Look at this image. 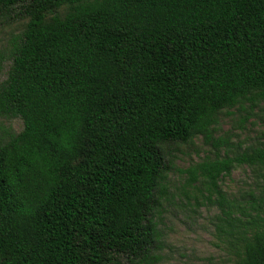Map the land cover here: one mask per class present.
<instances>
[{
  "label": "trees",
  "instance_id": "1",
  "mask_svg": "<svg viewBox=\"0 0 264 264\" xmlns=\"http://www.w3.org/2000/svg\"><path fill=\"white\" fill-rule=\"evenodd\" d=\"M68 7L64 16L57 10ZM25 20L0 47V264H156L171 145L216 206L238 264H264V140L221 154L224 109L264 100V0H0ZM264 137V132L261 134ZM238 165L259 191L220 188Z\"/></svg>",
  "mask_w": 264,
  "mask_h": 264
},
{
  "label": "rangeland",
  "instance_id": "2",
  "mask_svg": "<svg viewBox=\"0 0 264 264\" xmlns=\"http://www.w3.org/2000/svg\"><path fill=\"white\" fill-rule=\"evenodd\" d=\"M68 7L57 10L64 16ZM25 20L13 21L0 16V47L24 29ZM9 63L4 64L0 80L6 77ZM243 108L224 109L218 116L213 136L223 138L227 145L221 154L242 151L264 140V100L252 109L245 102ZM19 117H0V135L3 129L19 132L22 129ZM172 160L165 184V197L161 199L160 212L156 218L162 234V259L156 264H238L234 250L219 240L215 227L216 206L206 201L207 194L202 183L186 184V168L197 162L214 158L213 149L196 136L186 143L171 145ZM220 188L228 197L241 200L250 190L259 191L258 179L250 167L235 166L229 175L221 177Z\"/></svg>",
  "mask_w": 264,
  "mask_h": 264
}]
</instances>
